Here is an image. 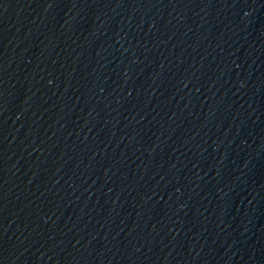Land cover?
<instances>
[{"label":"water","instance_id":"water-1","mask_svg":"<svg viewBox=\"0 0 264 264\" xmlns=\"http://www.w3.org/2000/svg\"><path fill=\"white\" fill-rule=\"evenodd\" d=\"M166 264H264V0H140Z\"/></svg>","mask_w":264,"mask_h":264}]
</instances>
